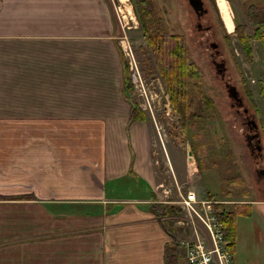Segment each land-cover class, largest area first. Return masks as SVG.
Masks as SVG:
<instances>
[{"label":"crops","instance_id":"obj_1","mask_svg":"<svg viewBox=\"0 0 264 264\" xmlns=\"http://www.w3.org/2000/svg\"><path fill=\"white\" fill-rule=\"evenodd\" d=\"M117 35L109 0H0V121L31 120L36 100L50 111L35 108L37 119L58 122L49 153L28 132L0 129V264H187L153 205L170 199L154 184L148 120H131ZM46 41H58V61L31 65V44ZM31 73L45 74L34 99ZM251 194L202 196L264 223V196ZM237 227L232 264H245Z\"/></svg>","mask_w":264,"mask_h":264},{"label":"rangeland","instance_id":"obj_2","mask_svg":"<svg viewBox=\"0 0 264 264\" xmlns=\"http://www.w3.org/2000/svg\"><path fill=\"white\" fill-rule=\"evenodd\" d=\"M109 1L111 12L118 25V39L116 41L123 60V78L127 79L129 77L131 80L133 88L131 89L130 99L132 102H137L138 106L142 108L139 116L131 120H148L151 134L152 163L155 172L154 184L160 198L170 199L169 204L178 207L176 201L180 198L179 191L184 193L189 188L202 190V195H207L209 191L222 199L240 198L221 195L219 176L224 171L223 163L207 170L205 168L197 169L196 159L201 148H205L210 155L217 153L218 158L227 163L230 162L227 161V157L231 155L232 151L238 163L237 171L240 173L243 185L248 187L249 192H252L251 196L256 193L264 196V178L258 177L256 164L259 167L264 165H261L259 158L255 159L252 156L247 145L245 131L248 129L243 116L245 113L242 112L243 107L247 105L250 112L256 110L258 115L260 114L261 118H264V103L258 93L257 85L258 77L264 79L263 43L260 42L259 45L257 40L252 39L253 59L251 60V56L247 55L244 44L240 41L237 32L234 29L230 32L226 30L216 0H203L207 12L199 18V21L202 22V25L209 24L208 32H201L197 25L196 12L188 0H156L159 7L158 15L160 13L163 16L167 30L180 33L184 37L192 59L202 69L204 73L202 86L205 88V94L209 97L205 96L208 102L196 110L191 117L192 121H189L185 126L186 128H182L180 122L177 121V115L173 112L169 94L165 89L161 76L158 72L150 73L147 70V64L152 57V53L146 45V37L143 31L138 25L139 19L138 17L135 18L137 16L135 4L139 9L138 0L127 1L130 3L127 6L132 9L133 19H128L127 24L132 26H125V32H123L117 14V8L121 1ZM227 1L233 22L235 24L236 21L248 24L247 12L251 5L249 0ZM245 31L247 33L251 32V27L247 26ZM124 33L127 34L130 40L137 68L130 69L129 57L125 55L121 47V37ZM212 42H217V49L224 57L229 82L235 84L239 93L241 92L244 96L242 106L236 103L232 104L233 96L227 90L225 78L220 77L212 59L207 55L209 50H213ZM39 46L31 44V65L58 61V41H46L45 44ZM38 48L41 49L37 50ZM42 49H47V51H42ZM26 60H30V58L26 57ZM150 63L152 64L151 61ZM138 71L141 83L136 85L135 81L132 80V73L135 72L136 74ZM44 76V73H31L32 99L37 98L39 93L42 92L37 82L44 81ZM247 88L251 90L252 97L248 94ZM31 102L33 103L31 105V120L0 121V129L18 130V133L15 134L17 136L21 135V139H23L22 134L28 132L32 141V148L37 146L47 147L49 153V150H52L51 148L58 146V122L50 119H37L40 116L38 113L34 114V111H37L35 108L40 107L42 113L48 115H50V111H47V105H37L36 100ZM17 136L16 138H18ZM262 138L264 142V135ZM188 150H192L193 159H189ZM120 195H128V193L120 192ZM6 196H8L7 193H0V197ZM226 204L231 205V202ZM239 205L241 206L239 203L232 204L231 208H236ZM178 208L175 217L176 220L183 221V225L176 220L171 225L176 228L178 237L182 242L184 239H189L192 234L190 232L191 228L185 220L188 214L182 208ZM251 214L252 216L248 218L243 212L236 214L237 229L243 230L240 235L237 234L239 245L236 250L245 264H264V238L257 231L259 226L264 230V223L256 213L251 212ZM252 220L256 222L251 223ZM194 221L199 227L202 226L201 221L196 216H194ZM197 229L202 231L201 228ZM180 247L183 255L184 245L181 244Z\"/></svg>","mask_w":264,"mask_h":264},{"label":"trees","instance_id":"obj_3","mask_svg":"<svg viewBox=\"0 0 264 264\" xmlns=\"http://www.w3.org/2000/svg\"><path fill=\"white\" fill-rule=\"evenodd\" d=\"M139 9L135 4L136 15L139 19L138 25L142 29L146 37V45L150 48L152 57L148 65V72H158L164 82L165 89L169 94L170 103L173 112L177 115V121L180 122L182 128H186L193 113L208 102V95L202 86L204 73L200 66L192 59L184 37L180 33L167 30L163 16L159 13V7L156 0H138ZM247 23L242 24L236 21L234 31L237 32L240 41L244 44V48L248 56H251L252 50L250 41L256 38L263 43L264 48V9L251 4L247 12ZM251 27V32H246L245 28ZM153 58V61H152ZM146 70V71H147ZM258 92L264 98V82L258 80ZM133 84L129 77H124V90L127 96H131ZM248 94L252 97V92L247 88ZM209 98V97H208ZM131 118H137L141 112V107L137 102H132ZM191 123V122H190ZM264 126V120H263ZM227 156V155H226ZM224 162L218 158L217 153L211 154L201 148L200 154H197V169L220 166L224 164L223 174L220 176L223 182L220 191L226 195H239L246 193L240 190V184L243 182L240 173L237 171L238 163L235 158L230 155ZM214 193L207 192L212 196ZM170 203V202H169ZM163 200L153 204L156 208L160 221L164 229L171 234V246L174 251L181 246L176 228L171 225L173 222L172 215L176 214L177 206L169 204ZM241 210V206L234 209L216 210L218 219L222 225L224 236L228 241L231 251L235 247V222L236 214Z\"/></svg>","mask_w":264,"mask_h":264},{"label":"built area","instance_id":"obj_4","mask_svg":"<svg viewBox=\"0 0 264 264\" xmlns=\"http://www.w3.org/2000/svg\"><path fill=\"white\" fill-rule=\"evenodd\" d=\"M121 4L118 5L117 14L121 22L123 32H125V26L128 25V19H133L131 15V7L127 6L128 0H120ZM128 16V18H127ZM127 18V19H126ZM127 27V28H128ZM121 47L127 57H129L130 69L137 68L133 50L131 47L130 40L126 33L121 37ZM132 80L135 84L141 83L139 71L135 74L132 73ZM180 198L176 201L178 207L185 210L188 214L186 217V223L191 228V237L184 239L180 243L184 245V257L187 264H232L231 249L228 241L225 239L222 225L214 211L213 204L216 200L206 196L197 195L194 189L189 188L184 193L179 191ZM171 202V200H166ZM179 210V208L176 210ZM176 214L172 215L173 221L176 220ZM196 216L202 226L199 227L195 221ZM183 225V221L176 220ZM197 228H201L199 231ZM183 230V229H182ZM179 238V237H178Z\"/></svg>","mask_w":264,"mask_h":264},{"label":"flooded vegetation","instance_id":"obj_5","mask_svg":"<svg viewBox=\"0 0 264 264\" xmlns=\"http://www.w3.org/2000/svg\"><path fill=\"white\" fill-rule=\"evenodd\" d=\"M207 9V8H206ZM207 10L204 12L206 13ZM197 15L198 21L197 25L201 29V32H208L210 26L209 24L202 25V22L199 21V18L204 14ZM213 50H209L207 52V55L212 59L213 64L215 65L217 69V73L220 75V77L225 78V84L228 87L232 84L229 82V75L226 73V66H225V60L224 57L220 54L219 50L217 49V42H212ZM237 88V87H236ZM238 90V89H237ZM229 92V91H228ZM239 90L237 92V95L239 98L232 100V104L236 103L240 106L244 104V96L240 95ZM243 113H245L243 116L245 117V125L247 127V131H245V137L247 145L249 146V149L252 153V156L255 157V159L259 158L261 161V165H264V142H263V135H264V126H263V120L264 118H261L260 114L258 115V112L255 110L254 112H250L248 106L246 105L243 107ZM258 162V161H257ZM256 173L258 177L264 178V166H258L256 164ZM259 167V168H258Z\"/></svg>","mask_w":264,"mask_h":264},{"label":"bare ground","instance_id":"obj_6","mask_svg":"<svg viewBox=\"0 0 264 264\" xmlns=\"http://www.w3.org/2000/svg\"><path fill=\"white\" fill-rule=\"evenodd\" d=\"M224 26L230 32L234 28L232 13L227 0H216ZM193 159V158H192ZM189 169V168H188Z\"/></svg>","mask_w":264,"mask_h":264},{"label":"water","instance_id":"obj_7","mask_svg":"<svg viewBox=\"0 0 264 264\" xmlns=\"http://www.w3.org/2000/svg\"><path fill=\"white\" fill-rule=\"evenodd\" d=\"M189 4L193 7L196 14L199 16L202 13H204L207 9L203 4V0H188ZM229 94L233 96V98L237 99L239 98L237 95V88L235 84H231L228 87ZM189 157H192V150H188Z\"/></svg>","mask_w":264,"mask_h":264}]
</instances>
